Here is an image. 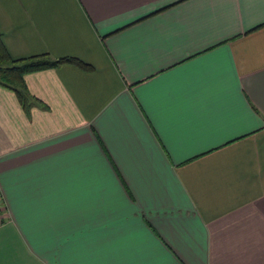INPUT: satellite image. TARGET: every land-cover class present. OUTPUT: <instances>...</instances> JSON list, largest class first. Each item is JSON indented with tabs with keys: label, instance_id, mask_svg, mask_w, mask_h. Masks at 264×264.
Here are the masks:
<instances>
[{
	"label": "crops",
	"instance_id": "crops-1",
	"mask_svg": "<svg viewBox=\"0 0 264 264\" xmlns=\"http://www.w3.org/2000/svg\"><path fill=\"white\" fill-rule=\"evenodd\" d=\"M0 264H264V0H0Z\"/></svg>",
	"mask_w": 264,
	"mask_h": 264
},
{
	"label": "trees",
	"instance_id": "trees-1",
	"mask_svg": "<svg viewBox=\"0 0 264 264\" xmlns=\"http://www.w3.org/2000/svg\"><path fill=\"white\" fill-rule=\"evenodd\" d=\"M59 65L74 66L82 71H91V67L74 57L52 59L48 54L27 58H13L0 39V87L12 92L26 115L32 107L41 105L31 96L25 86L24 76Z\"/></svg>",
	"mask_w": 264,
	"mask_h": 264
}]
</instances>
